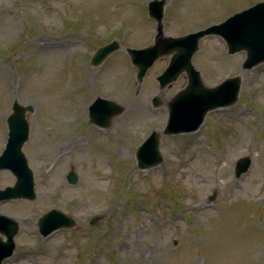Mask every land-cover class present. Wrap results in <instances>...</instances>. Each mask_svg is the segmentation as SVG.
I'll return each mask as SVG.
<instances>
[{
    "label": "rangeland",
    "instance_id": "rangeland-1",
    "mask_svg": "<svg viewBox=\"0 0 264 264\" xmlns=\"http://www.w3.org/2000/svg\"><path fill=\"white\" fill-rule=\"evenodd\" d=\"M149 1L0 0V152L13 100L31 105L22 151L35 189L33 200L0 202V215L19 227L2 264H264V62L243 69L245 52L227 54L217 36L202 39L192 63L203 83L238 75V99L208 112L195 132L162 134L167 102L186 80L158 89L164 56L136 93L125 49L153 43ZM261 1L167 0L163 31L195 32ZM112 40L120 48L91 66ZM97 96L124 107L107 128L88 122ZM151 131L161 134L163 160L141 170L135 153ZM242 157L251 164L236 177ZM14 181L0 171L1 190ZM50 209L75 227L41 236L37 222Z\"/></svg>",
    "mask_w": 264,
    "mask_h": 264
},
{
    "label": "water",
    "instance_id": "water-1",
    "mask_svg": "<svg viewBox=\"0 0 264 264\" xmlns=\"http://www.w3.org/2000/svg\"><path fill=\"white\" fill-rule=\"evenodd\" d=\"M167 0H151L147 4L148 16L156 22V35L153 44L140 49L126 48L131 64L136 69L135 79L137 89L150 67L161 57L167 56L168 63L163 72L156 77L159 90L168 87L180 75L186 78V85L174 94L167 102L168 119L163 134L175 135L196 131L202 124L207 112L216 108L230 106L237 101L241 78L234 76L226 78L216 86H205L201 74L192 64V56L198 50L199 41L207 36L216 35L223 39L227 54L244 51L243 69L264 62V1L252 7L235 13L223 22L209 26L203 30L182 36H167L163 31V12ZM120 45L111 41L95 50L90 65L98 66L110 54L117 51ZM153 106H159L157 97L152 99ZM89 121L99 127H107L111 119L120 115L124 107L113 100L96 97L89 106ZM32 106H22L14 101L12 113L7 118L8 138L0 154V170L8 169L15 176L13 186L0 189V201L11 199L35 198L34 183L31 170L21 151L28 138L29 126L26 120L27 112ZM160 133L151 134L137 147L135 159L139 169H147L160 164L163 160L159 152ZM251 160L243 157L235 164V176L246 172ZM70 184L77 181L75 173L67 175ZM100 217H94L90 224L94 225ZM38 230L46 236L59 228H72L74 220L57 209H51L41 216ZM18 231V223L6 216L0 215V264L14 250L13 238Z\"/></svg>",
    "mask_w": 264,
    "mask_h": 264
}]
</instances>
